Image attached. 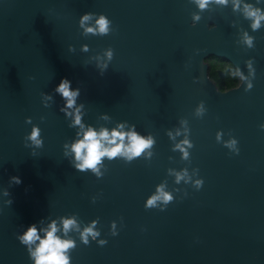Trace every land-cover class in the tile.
<instances>
[{
  "label": "water",
  "instance_id": "1",
  "mask_svg": "<svg viewBox=\"0 0 264 264\" xmlns=\"http://www.w3.org/2000/svg\"><path fill=\"white\" fill-rule=\"evenodd\" d=\"M245 4L264 13V0H210L204 9L196 0H0V264H33L17 235L35 223L43 238L52 221L75 242L70 264H264V20L254 32ZM85 13L95 14L85 21L93 28L105 15L109 33L85 35ZM208 57L228 62L238 83L217 89ZM64 78L80 89L85 129L124 123L120 131L151 136L152 146L131 161L102 158L99 176L77 171L70 146L83 132L69 126L54 91ZM33 125L42 148L25 147ZM233 138L239 154L225 146ZM13 176L22 182L10 185ZM159 185L172 201L161 195L146 209ZM61 218L76 224L65 233ZM93 220L104 246L81 241Z\"/></svg>",
  "mask_w": 264,
  "mask_h": 264
},
{
  "label": "clouds",
  "instance_id": "2",
  "mask_svg": "<svg viewBox=\"0 0 264 264\" xmlns=\"http://www.w3.org/2000/svg\"><path fill=\"white\" fill-rule=\"evenodd\" d=\"M210 0H196V3L198 4L200 9H204L207 7ZM217 3L227 4L228 0H216ZM259 2V0H257ZM239 7V4H234L233 8L236 10ZM245 13L246 18H252V24L251 28L255 32L260 27V21L264 20V13L260 12V9L258 8H252L251 5L245 4ZM252 9V10H249ZM258 13H260L258 15ZM92 15H95L94 13H85L80 18V26L84 28V34L87 35L88 33H91L93 35H96L99 33L100 35H107L109 33V19L103 15L100 14L96 24L97 28L93 27H85V21L89 20ZM200 17L194 16V20H199ZM209 30H213L216 28L215 24H210ZM245 43H247L248 47H253V38L249 37L247 33H245ZM70 50L71 46H70ZM88 47L87 45L82 46V51H87ZM106 57L108 60H111L113 57V49L109 48L105 52ZM97 67L100 69L101 75L104 73V71L108 68L107 64L97 65ZM248 67L251 69L252 67V61L248 62ZM254 74V70H253ZM242 80H247V77L242 76ZM241 87V84L239 88ZM253 88V83L248 80L246 87L244 88L245 92L250 91ZM55 93L59 94L64 104L60 108V111L64 113L66 117H72V122L69 125L70 127H77L79 126L82 130L83 134L81 136V132H77V136L81 137L77 140H75L70 148L71 152L74 154V161L76 163L73 164V167L79 171V172H85L88 169H91L94 173L97 174V176L101 175L99 173V170L97 168V165H99L102 161V158L108 157L110 160L116 158L119 155L127 157L129 161H131L135 157L141 156V154L145 151V149H148L152 146L154 143V140L151 136L148 138H144L140 136L138 133H136L134 130H131L129 132H123L119 129H123L125 124L120 123L117 125V128L112 129L111 132H109L107 129H101L99 132H97L94 128H92L90 125L87 126L85 129V126L82 124V113L81 109L83 108V105H76V100L80 95V89L76 88L73 89L71 87V81L64 78L61 79L60 83L56 86L54 89ZM46 100H52L53 97L51 94L44 93L42 94ZM48 105L45 104V107ZM70 109H74V111H69ZM202 111V105L201 108L197 109V112L199 113ZM103 118L107 119V116H104ZM26 123L31 124L32 120L31 118L26 119ZM259 127L264 130V124L259 125ZM134 129V126H133ZM179 134V133H177ZM169 136H171V133H169ZM222 133L217 132V140L219 141L221 139ZM125 137H127L129 143L127 145L124 144ZM25 141V147H30L32 149L35 148H42L44 141L41 138V130L36 125L32 126V130L30 133H28L24 137ZM119 141V143L117 142ZM30 142V143H29ZM183 144L188 145L191 147L190 142L186 139L182 142ZM238 141L236 139H231L230 141L225 142V146L229 148L235 149L236 154H239V149L235 146L237 145ZM108 146H105V145ZM64 147L67 149L69 145L65 144ZM176 149H179L183 153L184 159H187L188 152L181 147L180 144H177L174 151ZM32 154H35L34 151ZM67 155V153H65ZM149 155H151L149 153ZM71 163V162H70ZM177 175V183L181 179H183V176L179 173ZM21 179L18 176L10 177L9 183L10 185H19L21 183ZM194 184L197 188V190H200L203 187L204 180L198 179L194 181ZM163 186L159 185L157 186V193L160 195H152L150 196L146 202L144 207L146 209H151L154 206H156V201L161 198V195L163 197V201L165 204L172 201L173 197L168 194L164 193L162 191ZM4 196H10V193L7 189L3 191ZM12 200L9 199L7 201V204H11ZM165 209H161L163 211ZM63 223V229L65 233L72 228L76 221L74 218H61ZM97 221L93 220L91 221V224L81 232V241L83 244L88 245L89 239L88 237L91 236L94 241H97V243L100 246H104L107 244V240L105 239H99L97 240V237L100 236V232L95 229ZM116 229V222L113 221L111 223V235L116 236L118 232ZM57 226L56 221H52L48 229H41L40 231H44L45 235L43 238L40 237L38 234V229L36 227V224H30L25 231H23L21 234L17 235V239L19 242L26 246L27 252L29 254L30 259L33 261V264H70L69 257L66 255V252L70 248L75 247V242L72 240H64L61 239L56 235L57 232ZM39 241L38 244H36L35 248L33 249L31 245H33L36 241Z\"/></svg>",
  "mask_w": 264,
  "mask_h": 264
},
{
  "label": "flooded vegetation",
  "instance_id": "3",
  "mask_svg": "<svg viewBox=\"0 0 264 264\" xmlns=\"http://www.w3.org/2000/svg\"><path fill=\"white\" fill-rule=\"evenodd\" d=\"M206 64L207 77L217 89H220L219 87L228 88L224 84L231 77H236V84L238 83L239 75L228 62L210 57L206 59Z\"/></svg>",
  "mask_w": 264,
  "mask_h": 264
},
{
  "label": "trees",
  "instance_id": "4",
  "mask_svg": "<svg viewBox=\"0 0 264 264\" xmlns=\"http://www.w3.org/2000/svg\"><path fill=\"white\" fill-rule=\"evenodd\" d=\"M208 58H210V57H208ZM213 58H216V57H213ZM236 82H237L236 77H231V78H229V79L225 82L224 85H225L226 87H231V86L235 85ZM219 88H220V90L225 89L224 87H219Z\"/></svg>",
  "mask_w": 264,
  "mask_h": 264
},
{
  "label": "rangeland",
  "instance_id": "5",
  "mask_svg": "<svg viewBox=\"0 0 264 264\" xmlns=\"http://www.w3.org/2000/svg\"><path fill=\"white\" fill-rule=\"evenodd\" d=\"M205 62H206V59H205Z\"/></svg>",
  "mask_w": 264,
  "mask_h": 264
}]
</instances>
